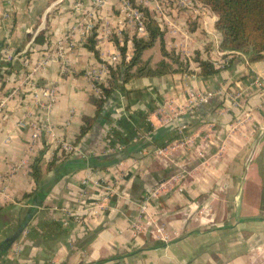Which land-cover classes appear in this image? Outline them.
Instances as JSON below:
<instances>
[{
    "label": "crops",
    "instance_id": "0c3cea01",
    "mask_svg": "<svg viewBox=\"0 0 264 264\" xmlns=\"http://www.w3.org/2000/svg\"><path fill=\"white\" fill-rule=\"evenodd\" d=\"M118 7V1L98 6L95 0H0V264H212L211 254L227 256L241 247L240 241L225 244L228 230L258 220L236 216L234 207L242 198L246 161L259 154L249 150L253 140L247 130L264 125V57L248 62L246 55L235 53L226 67L200 75L195 57L213 60L224 52L215 21L178 10L175 21L180 26L188 24L190 37L182 45L180 33L165 31L164 48L179 55L186 69L140 75L136 74L140 64L133 65L129 69L133 75L119 81L97 112L86 70L99 63L101 50H118L119 37L113 34L99 45L90 35L96 55L87 46L90 36L82 35L80 27L95 14L97 28L104 16L110 19L117 14ZM134 37V29L127 25L121 38ZM181 49L189 56H182ZM141 56L138 63L146 62ZM46 59L45 65L32 70ZM161 60L176 68L170 56L156 62ZM32 85L55 89L51 108L34 101ZM187 89L220 93L162 124L158 106L167 99L182 101ZM228 92L240 94L239 100L252 116L238 129L229 127L244 109L227 107ZM84 116L94 122L76 142ZM31 121L43 129L51 124L78 151L71 155L61 151L60 142L44 130L33 142ZM179 128L187 134H209L207 154L199 158L179 150L166 166L153 156V150L175 140L169 138L178 135ZM129 149L133 152L128 157L106 168L81 163ZM106 150L111 152L103 153ZM34 164L39 167L37 180L32 176ZM174 173L184 176L181 190L171 185L151 203L170 240H157L148 233L133 237L128 225L139 203ZM104 177L116 179L118 192L127 199L121 202L117 194L110 196L94 219L85 214L79 223L67 218V208L78 211L97 200L100 192L93 182ZM84 179L88 186L82 184ZM83 191H87L84 196ZM248 198L240 203L243 209L250 205ZM205 206L211 207L209 218L198 214ZM225 206L232 207V212L222 211ZM18 245L20 252H16ZM245 254L237 252L221 264H242Z\"/></svg>",
    "mask_w": 264,
    "mask_h": 264
},
{
    "label": "built area",
    "instance_id": "2783aa9c",
    "mask_svg": "<svg viewBox=\"0 0 264 264\" xmlns=\"http://www.w3.org/2000/svg\"><path fill=\"white\" fill-rule=\"evenodd\" d=\"M113 1L119 2L117 14H111L109 16L110 19L104 16L103 21L97 28L95 27V22H97L98 19H96L95 14H92L91 19L80 27L82 35H93L99 45L104 40H110L111 36L115 34L119 37V45H123L125 47V52L123 54L120 52L117 44L118 50L114 52H105L101 50L99 63L86 70V77L92 86L95 96L97 97H104L102 87L108 86L110 67L116 68L121 62H129L133 57V39L124 40V38H121L122 30L125 29L127 25H130L134 29L136 38L147 40L148 31L145 24V10L151 14L162 30L167 31L168 33H180L184 37L182 45H185L186 38L190 37V32L188 30V24L180 26L175 21V16L178 10L186 11L188 14L187 16H199L201 18L209 16L213 22L217 20V15L202 0H95V3L98 6H103L106 3H112ZM177 45L178 44L176 43L175 46ZM180 52L182 56H189L185 50L181 49ZM224 53L226 52L219 53V58L210 60L215 67H224L229 61L230 56H233L236 52H229L228 55L223 56ZM8 59L12 60L13 58L8 56ZM47 62V59L43 60L41 64L33 67L32 70H37L40 65H45ZM260 82L261 81L258 79L255 80L257 86L261 85ZM217 93L220 92L187 89V96L185 99L178 102L167 99L158 106L156 113L158 114L159 120L162 124H168L183 114L193 111L197 106L208 103ZM226 97L227 102H229L227 103L228 108L244 109V111L241 112V116L237 118V122L230 124L229 128L234 129L240 125L249 123L252 116L250 112L245 110L243 103L239 100L240 94L228 92L226 93ZM32 98L41 106L51 108L56 101V92L53 87L37 88L32 85ZM20 124L24 125L21 122ZM28 125L32 130L31 138L33 142L40 136L41 131L44 130L49 134L52 140L60 142L61 151L63 150V152L70 155L78 151L75 144L63 141L56 134L54 127L51 124H47L44 129L36 121H31ZM259 129L260 134H264V127H260ZM177 134L178 137L171 143L154 148L153 156L159 162L168 166L172 163L173 157L177 152H179V150L193 152L194 155L199 158L205 157L207 154L209 134H187L183 132L182 128L178 129ZM144 151L145 150H142L140 154H143ZM110 152V150H106V152L103 153ZM183 177L182 173H174L166 181L161 182L145 194L142 201L139 203L136 215L130 218L129 221L128 228L133 237L141 233H148L157 240L164 242L170 240V237L166 232L165 224L156 219L151 203L160 194V192L166 188H173L175 185V188L181 190ZM81 182L83 185L88 186L87 179H84ZM93 184L100 192L97 200L93 204L78 211H73L67 208L65 210L67 218H72L74 222L79 223L82 219L81 214H85L86 218L94 219L103 211L105 208L104 202L108 200L110 196L117 194L121 202L127 199L118 192L116 179L112 180L108 177H104L100 180L94 181ZM86 192L83 191L82 196H84ZM198 214L203 215L204 218H209L212 215V210L209 209L208 206H205L203 210H198ZM20 250L21 246L18 245L16 247V252H20Z\"/></svg>",
    "mask_w": 264,
    "mask_h": 264
},
{
    "label": "trees",
    "instance_id": "16d2710c",
    "mask_svg": "<svg viewBox=\"0 0 264 264\" xmlns=\"http://www.w3.org/2000/svg\"><path fill=\"white\" fill-rule=\"evenodd\" d=\"M210 9L217 15V20L214 23L216 33L220 38V49L226 53L223 56L228 55L229 52H236L244 54L247 57L248 62H255L261 60L264 57V0H202ZM145 24L148 31L149 38L142 40L133 38L134 52L131 60L122 64L116 68L109 70L110 78L108 86L102 87L104 97H93V103L96 106L97 112H99L102 106L105 104L109 96L112 94L115 86L120 80H127L129 76L133 75L129 73V69L133 65L140 64L136 69V74H165L172 71H184L186 69L185 63L180 60L179 55L174 53H168L164 48V34L159 24L154 20L151 14L145 10ZM158 40L160 42V49L163 55H168L171 58L172 63L176 65V68H172L169 64L163 60L158 62L154 69L148 67L146 62L140 60L139 57L144 49L153 45ZM120 52H125V47L119 45ZM88 48L97 55V51L94 48V39L92 36L88 38ZM197 61L199 74L202 76H208L216 73L221 68H217L209 59H200L198 56L194 58ZM230 61V60H229ZM229 63V62H228ZM228 63L224 66L226 67ZM222 67V68H224ZM225 100V98H224ZM94 118L83 117V123L80 128L79 134L76 136V142L83 137L92 127ZM178 137L174 135L169 140ZM161 143L160 145H162ZM144 145L140 149H142ZM132 150L123 151L114 155H101L96 157H89L87 160H81L85 166L90 168H106L111 164L124 159L129 156ZM133 152V151H132ZM51 166V165H49ZM32 176L34 180L38 179L39 167L34 164L32 167Z\"/></svg>",
    "mask_w": 264,
    "mask_h": 264
},
{
    "label": "rangeland",
    "instance_id": "374dc122",
    "mask_svg": "<svg viewBox=\"0 0 264 264\" xmlns=\"http://www.w3.org/2000/svg\"><path fill=\"white\" fill-rule=\"evenodd\" d=\"M162 56L165 55L161 53L159 42L156 40L152 46L147 47L143 51L141 59L146 60L148 67L154 68L157 64L156 61ZM182 62L185 63L183 60ZM260 127H264V125L262 124ZM259 128L256 124V129L247 130L253 140L249 144V150L257 151L259 154L248 158L243 168V173L241 174V180L244 182V186L241 190L242 198L240 199V203L247 201L249 197L250 205L243 209L239 203L237 205L238 207H234V214L236 216H246V218L257 217L258 220L256 223L242 224V229L238 226L234 231L228 230L229 233L227 234L226 232L228 238L224 240L225 244L228 245L232 242L240 241L239 244L241 247L235 249L234 253H230L227 256L222 255L220 257L211 254L209 262L212 264H221L223 258L226 259L227 257L234 256L237 252H246L243 259H240L242 264H264V134H260ZM242 130H246V128ZM208 208L211 209L210 206ZM222 211H226V213L232 212V207L225 206ZM247 225L249 227L246 228ZM244 241L246 242L245 246H242ZM201 259L199 257V260Z\"/></svg>",
    "mask_w": 264,
    "mask_h": 264
}]
</instances>
